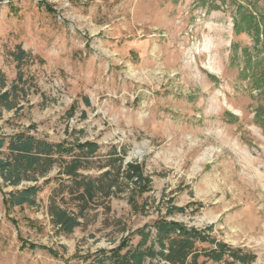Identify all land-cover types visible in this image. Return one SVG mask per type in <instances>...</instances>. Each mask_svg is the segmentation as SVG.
<instances>
[{
    "label": "rangeland",
    "instance_id": "1",
    "mask_svg": "<svg viewBox=\"0 0 264 264\" xmlns=\"http://www.w3.org/2000/svg\"><path fill=\"white\" fill-rule=\"evenodd\" d=\"M239 6L264 15V0H0V66L8 88L25 89L18 110L0 108V136L95 141L102 163L117 146L123 167L142 163L152 179L137 196L143 214L125 185L110 210H89L71 234L48 213L57 167L40 180L36 206L7 210L3 191L14 188L4 186L0 264H84L128 234L118 219L133 231L160 217L206 229L264 264V95L244 78L242 50L264 51L235 33ZM18 46L28 53L20 68ZM170 205L184 210L168 214Z\"/></svg>",
    "mask_w": 264,
    "mask_h": 264
},
{
    "label": "trees",
    "instance_id": "2",
    "mask_svg": "<svg viewBox=\"0 0 264 264\" xmlns=\"http://www.w3.org/2000/svg\"><path fill=\"white\" fill-rule=\"evenodd\" d=\"M234 28L236 34L246 32L250 35L255 47L262 45L261 50L264 51V15H257L239 6L234 16ZM235 46L236 56L238 45ZM242 53L245 56L244 78H250L254 87L264 95V54L260 56L258 53L254 58L248 53L247 47L243 48ZM12 55L20 68L28 53L18 46ZM18 81H23L21 72ZM21 90L25 89H19L17 83L7 87L6 76L0 66V108L18 110L21 107L18 103ZM257 116L264 121V111L258 110ZM99 149V143L89 140L50 142L25 132L9 138L0 136V189L3 191L4 186L14 188L8 192L3 191L5 208L12 210L17 206H36L37 195L42 190L40 180L47 178L53 168L57 167L55 179L58 184L50 197L48 213L59 232H74L75 228L84 224L91 209L104 205L106 210H110L112 198L128 190L125 185L131 188L127 201L133 213L143 214L147 202L139 205L137 196L150 191L152 182L151 177L145 174L143 164L133 161L123 167V157L117 146H113L106 155L105 163L95 161ZM93 168L105 170L98 175L83 172ZM49 181L50 178H47L44 183ZM21 185L23 187L19 188ZM183 210L184 207L170 205L167 213ZM116 222L120 226L119 231H128V234L121 236L116 247L100 250L93 259L85 257L84 264H206L209 261L251 264L256 258L242 248H233L225 241L214 238L206 229L189 227L183 222L165 217L133 231L122 219ZM134 234L139 236L136 244L131 242ZM205 243L208 246L199 247V244Z\"/></svg>",
    "mask_w": 264,
    "mask_h": 264
}]
</instances>
